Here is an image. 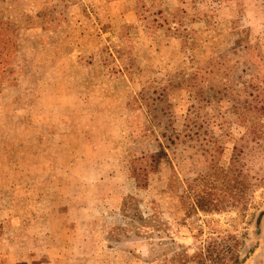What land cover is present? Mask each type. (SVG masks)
I'll use <instances>...</instances> for the list:
<instances>
[{"label": "rangeland", "instance_id": "obj_1", "mask_svg": "<svg viewBox=\"0 0 264 264\" xmlns=\"http://www.w3.org/2000/svg\"><path fill=\"white\" fill-rule=\"evenodd\" d=\"M2 92L0 264H264V0H0Z\"/></svg>", "mask_w": 264, "mask_h": 264}, {"label": "trees", "instance_id": "obj_2", "mask_svg": "<svg viewBox=\"0 0 264 264\" xmlns=\"http://www.w3.org/2000/svg\"><path fill=\"white\" fill-rule=\"evenodd\" d=\"M5 33V32H3ZM2 33V34H3ZM256 80H258V83H260V80L255 77ZM257 96H260V91H258V88L256 90ZM259 103V106L257 109H264V104L259 99L257 101ZM194 109V107H190V109ZM244 105L241 107V109L244 110ZM190 116V115H188ZM187 120V119H185ZM249 129L245 134L238 139L236 144L232 148L231 157L229 160V167L225 170L219 171L217 174L220 175L225 180L233 179L236 185L238 183L240 184L241 188H245L246 180L250 178L251 175V165L249 164V156L251 150L253 148H258L262 142H264V128H261L260 126L253 124L251 126H248ZM163 142H160L157 147V151L147 155V156H141L139 158H133L131 160V173L135 181V187L137 190H144L146 186L147 181V175L151 172H154L156 169V166L161 159L168 158L167 151L170 150L172 146L177 144L178 141V134H175L174 132H171L169 135H162ZM171 151V150H170ZM140 161H143L140 162ZM212 177L216 176V172H213L211 174ZM229 187V186H228ZM209 194L204 193L201 196L199 194H196L195 197V204L199 209L201 210H209V209H215L217 208V205L213 204L211 200L209 199ZM131 197H128L125 200V206L126 202H130ZM124 201V200H123ZM225 204H232L233 202H223ZM223 203L220 205L222 207ZM124 206V205H123Z\"/></svg>", "mask_w": 264, "mask_h": 264}, {"label": "crops", "instance_id": "obj_3", "mask_svg": "<svg viewBox=\"0 0 264 264\" xmlns=\"http://www.w3.org/2000/svg\"><path fill=\"white\" fill-rule=\"evenodd\" d=\"M3 95V92L0 94V96ZM2 116V115H0ZM18 260L16 258H14L13 256H8L6 259L5 264H17Z\"/></svg>", "mask_w": 264, "mask_h": 264}]
</instances>
